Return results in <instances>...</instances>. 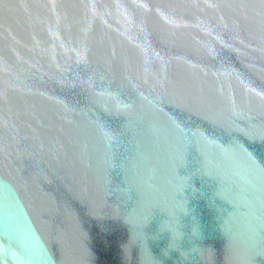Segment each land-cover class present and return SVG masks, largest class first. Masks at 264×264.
Here are the masks:
<instances>
[{
  "label": "water",
  "instance_id": "obj_1",
  "mask_svg": "<svg viewBox=\"0 0 264 264\" xmlns=\"http://www.w3.org/2000/svg\"><path fill=\"white\" fill-rule=\"evenodd\" d=\"M0 264H264V0H0Z\"/></svg>",
  "mask_w": 264,
  "mask_h": 264
}]
</instances>
